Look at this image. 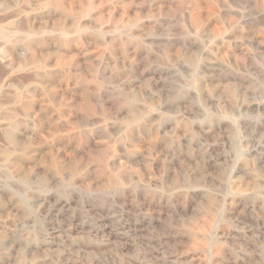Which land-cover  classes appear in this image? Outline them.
Wrapping results in <instances>:
<instances>
[{
	"label": "rangeland",
	"instance_id": "374dc122",
	"mask_svg": "<svg viewBox=\"0 0 264 264\" xmlns=\"http://www.w3.org/2000/svg\"><path fill=\"white\" fill-rule=\"evenodd\" d=\"M260 11L0 0V264H264Z\"/></svg>",
	"mask_w": 264,
	"mask_h": 264
},
{
	"label": "bare ground",
	"instance_id": "6f19581e",
	"mask_svg": "<svg viewBox=\"0 0 264 264\" xmlns=\"http://www.w3.org/2000/svg\"><path fill=\"white\" fill-rule=\"evenodd\" d=\"M258 3H259V5H260V8H261V17H260V19H259V24L261 25V26H263L264 25V23H261V21L263 22V19H264V15H262V13H263V11H264V0H258ZM262 28V27H261ZM260 28V29H261ZM263 33V32H262ZM259 37V36H258ZM258 40H259V49H260V51L261 52H264V37H263V34H260V37L258 38ZM259 74H260V77H262L263 76V72H258ZM261 79V78H260ZM263 87V86H262ZM209 132V131H208ZM208 135V134H207ZM261 148V147H260ZM262 149V148H261Z\"/></svg>",
	"mask_w": 264,
	"mask_h": 264
}]
</instances>
